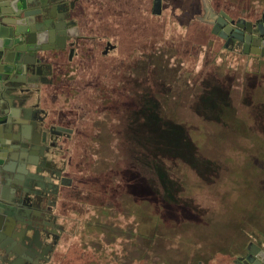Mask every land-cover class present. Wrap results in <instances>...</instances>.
<instances>
[{
    "label": "rangeland",
    "instance_id": "obj_1",
    "mask_svg": "<svg viewBox=\"0 0 264 264\" xmlns=\"http://www.w3.org/2000/svg\"><path fill=\"white\" fill-rule=\"evenodd\" d=\"M86 1L83 21L127 30L129 49L86 62L68 90L81 136L67 158L82 167L51 264H236L264 232V57L225 49L212 24L255 20L264 0H167L160 16L153 0ZM164 138L171 156L149 157Z\"/></svg>",
    "mask_w": 264,
    "mask_h": 264
},
{
    "label": "water",
    "instance_id": "obj_2",
    "mask_svg": "<svg viewBox=\"0 0 264 264\" xmlns=\"http://www.w3.org/2000/svg\"><path fill=\"white\" fill-rule=\"evenodd\" d=\"M64 4L66 0H0V263L4 264L2 248L14 249L16 243L31 248L37 234L42 247V203L51 185L58 195L64 184L60 173L47 168L54 126L47 127L33 103L35 90L51 81V51L60 47L58 37L66 32L61 16ZM161 11L162 0H155L154 12ZM218 22L225 23L222 18ZM232 24L237 27L227 29L239 32L246 46L253 42L261 46L257 41L264 35L261 27L252 22L249 28ZM50 174L58 182L50 183ZM235 262L264 264V245L251 243L249 254Z\"/></svg>",
    "mask_w": 264,
    "mask_h": 264
},
{
    "label": "flooded vegetation",
    "instance_id": "obj_3",
    "mask_svg": "<svg viewBox=\"0 0 264 264\" xmlns=\"http://www.w3.org/2000/svg\"><path fill=\"white\" fill-rule=\"evenodd\" d=\"M166 1L162 0V9ZM88 2L86 0H66V4L62 5L61 16L66 22V25L62 26V28L66 32L58 37V45L60 47L57 46V48L52 50L51 63L53 69L49 70L51 72L49 77L51 81L48 84H42L40 88L35 90L34 94L37 96V100L44 96L48 103L46 109L36 104V107L40 109L37 115L45 117L48 128L54 126L52 130L54 134L50 135L51 139L49 143L53 151L48 154L47 160L50 162V165L47 168L51 169L54 173H60L61 177H64V184H60L58 195L54 192V185H51V192L46 196L44 203H42L41 211L44 215L42 217L44 228L42 234L44 244L42 247L38 246V243H41V238L40 234H37L35 238L36 244L31 248H25L18 243L14 244V249L2 248L1 253L6 264L52 263L67 230L64 222L66 213L62 210L61 203L68 194V190L74 185L75 177L73 174H77L78 170L82 167V162H79V166L76 167L78 170L74 169L71 166V160L67 158L69 150L75 147L76 143L80 141L79 138L81 136L76 129L77 120L68 117L66 113V101L69 99L67 95L68 90L72 88V80L82 77L84 72L93 75L94 72L91 73L92 71H89V68L85 64L90 63L93 68L95 63H99V59L113 61L116 55L120 52H126L125 49L129 46L127 44L128 38L126 39L125 35L127 30L126 33L123 32L124 34H122L117 29L122 35L119 36V40H116L117 36L115 32L117 31L113 24L103 26L101 24L95 25L87 19L83 21L84 8H87ZM154 2L155 0H153L150 13L160 16L162 11L159 14L154 12ZM222 12L225 11H220L213 21L212 32L217 33L224 40L225 49L239 52L240 54L264 57V35L260 39H257V41L261 42V46H258L256 42L246 46L245 42L240 41L239 37L241 34L239 32H236L235 29H227L230 25L234 28L237 27L236 24H232V21H234L237 24L244 25L245 28H249L248 23L252 22V24L261 27L264 31V12L255 20H249L244 17L236 18L225 12L230 17L228 18ZM219 18H222L225 23L221 24L218 22ZM216 26H219V28ZM64 38L66 39L64 40ZM43 85H46L48 88L46 90L42 89ZM58 97L62 101L60 108L55 105L56 98ZM49 178L52 180L50 183L58 182L54 180L52 174H50ZM59 182L61 183V180ZM262 234L264 235V233ZM251 243L258 242H250L247 246V253L235 259L234 262L241 260L249 254ZM0 264L4 263L1 262Z\"/></svg>",
    "mask_w": 264,
    "mask_h": 264
},
{
    "label": "trees",
    "instance_id": "obj_4",
    "mask_svg": "<svg viewBox=\"0 0 264 264\" xmlns=\"http://www.w3.org/2000/svg\"><path fill=\"white\" fill-rule=\"evenodd\" d=\"M148 93L149 94L145 95L146 103H145V106L143 107V109L141 111H146V112H149V114L153 113L155 115L156 111H159V106H158V104H156V103H158V98L155 95H153L152 91L149 90ZM203 96L204 95L200 96V99L197 102L204 101L205 98ZM148 119H149V117L147 116L144 122H146ZM132 120L133 119H131V121ZM147 124H150L149 121L147 122ZM163 129H165V128H163ZM144 151L147 153V155L149 157H150V155H152L154 153H155L154 155L157 156L158 152L160 153V151L163 153V155L169 154L171 156V153L174 151V145L167 138H164L163 140H158V141L154 142L152 145L148 144L146 146V148L144 149ZM142 153H143V151L137 152L136 154L135 153L132 154V156H133L132 158L134 159L135 163L139 166L143 161L142 156H144V158H146V154H144V153L142 154ZM139 154H140V156H139ZM156 170L158 171L159 169H156ZM159 172H160V170H159ZM102 228L112 229L108 225H105V224L102 226ZM194 258H193V260H194ZM186 259L184 260L185 263H186ZM194 262H196L197 264H201L203 262V260L197 256V258H195Z\"/></svg>",
    "mask_w": 264,
    "mask_h": 264
},
{
    "label": "crops",
    "instance_id": "obj_5",
    "mask_svg": "<svg viewBox=\"0 0 264 264\" xmlns=\"http://www.w3.org/2000/svg\"><path fill=\"white\" fill-rule=\"evenodd\" d=\"M51 53H52V51H51ZM48 87H46V85H43L42 86V89H47ZM38 98H39V96H38ZM56 102H55V105H56V107H58V108H60L61 106H62V102L59 100V97L58 98H56ZM41 101V102H40ZM33 103L34 104H39V105H41L40 107L41 108H47V106H48V103H47V100H46V98L43 96V97H41V99L39 98L38 100H37V96L36 95H34V98H33ZM50 104H51V102H49ZM262 233H264V232H262ZM263 238L262 239H260V240H258L257 242V244H263L264 245V235L262 236ZM253 242H256V241H253Z\"/></svg>",
    "mask_w": 264,
    "mask_h": 264
}]
</instances>
